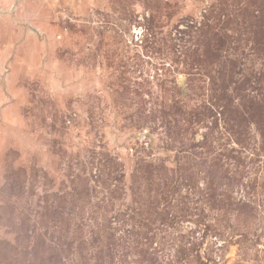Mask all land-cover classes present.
<instances>
[{"label":"rangeland","instance_id":"374dc122","mask_svg":"<svg viewBox=\"0 0 264 264\" xmlns=\"http://www.w3.org/2000/svg\"><path fill=\"white\" fill-rule=\"evenodd\" d=\"M0 264H264V0H0Z\"/></svg>","mask_w":264,"mask_h":264}]
</instances>
